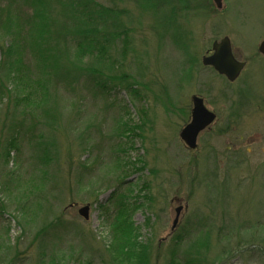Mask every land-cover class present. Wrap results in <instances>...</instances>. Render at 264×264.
Returning a JSON list of instances; mask_svg holds the SVG:
<instances>
[{
    "label": "rangeland",
    "instance_id": "obj_1",
    "mask_svg": "<svg viewBox=\"0 0 264 264\" xmlns=\"http://www.w3.org/2000/svg\"><path fill=\"white\" fill-rule=\"evenodd\" d=\"M95 1L122 10L120 22L131 30L127 53L118 55L120 41L112 42L110 55L121 67L105 70L106 78L96 81L108 85L110 76L127 77L141 99L135 100L131 90H102L95 80H80L77 72L69 85L53 78L52 117L59 121L37 129L53 136L57 157L50 167L36 165L33 132L25 128L18 136L21 152L0 160V246L11 247H0V264H52V258L61 264H110L108 226L115 205L107 202L115 192L142 196L143 183L150 185L152 205L135 210L131 220L139 242L151 246L148 264H167L174 240L181 237V258L204 238L208 264H264V56L258 52L264 0H221L220 8L214 0H168L154 12H142L136 0ZM0 5L7 6L6 15L28 10L22 0H0ZM107 26L106 33L119 31L111 21ZM224 37L234 59L245 63L232 83L202 65L212 43ZM9 41L0 39V48ZM192 96L201 98L215 118L189 149L179 133L190 120ZM18 106L15 99L0 101V139L8 126L22 121ZM122 120L142 122V137L132 138L129 147L119 136ZM139 156L152 174L127 167ZM83 161L87 170L77 191V166ZM10 170L20 179L5 176ZM87 205L89 219L84 220L78 210ZM55 218L59 223L49 229Z\"/></svg>",
    "mask_w": 264,
    "mask_h": 264
},
{
    "label": "trees",
    "instance_id": "obj_2",
    "mask_svg": "<svg viewBox=\"0 0 264 264\" xmlns=\"http://www.w3.org/2000/svg\"><path fill=\"white\" fill-rule=\"evenodd\" d=\"M136 1L142 12H154L167 5L168 0ZM22 2L28 9L27 12L15 11V15H11L10 12L7 15L4 14L7 6L0 5V39L6 37L10 39L5 43L6 45L0 48V101L5 98L8 102L15 99L16 104L21 108L22 115V121L8 126L6 134L2 135L0 139V160L5 158L7 162L11 153L18 155L21 152L18 136L27 128L33 132L31 135L34 139L32 142L35 153L33 160L36 161V165L40 164L41 168L42 166L50 167L57 157L56 147L51 139L53 136L46 137L37 128L41 125L43 127L52 126L59 121L57 117L56 119L52 117L54 107L51 105L53 94L49 90L51 81L54 78L55 81L60 82L61 86L69 85L67 83L70 81L71 73L77 72L76 75L80 80H95V84L99 87L101 84L96 81V77L98 79L106 78L103 74L105 70H116L117 65H120L119 68L121 67L119 61L110 55L113 47L112 42L120 41V47H116L118 55L127 53L131 46L129 38L131 30L124 27L123 22H120V17L124 14L122 10L115 11L95 0H22ZM20 16H23L21 20L18 19ZM107 21H111L119 31L113 33L107 31L108 33H106V28L109 27ZM115 31L117 30L115 29ZM186 49L187 46L184 44L185 53ZM25 55L29 56L28 61H25ZM191 66H193L192 62ZM31 67L33 68L31 69ZM73 77H75L74 74H72ZM108 79H111L113 83L110 81L112 84L101 85L99 88L107 89L110 92H114L115 89L124 92L131 90L134 99L140 101L141 96L137 93L138 90H135L127 82L129 78L126 77L124 80L118 76H110ZM7 82L11 84L12 88L6 85ZM23 101H27V103ZM138 112H140L139 117L145 115V110L142 107ZM42 119L45 123L42 122ZM122 121L120 124L123 126V130L119 131V136L128 140L129 147L132 138L140 139L142 137L139 128L142 122L132 124L131 120ZM44 128L46 129V127ZM85 162H80L77 166V169L80 167L76 175L77 191L81 188L79 184L83 183V176L85 177L84 173L87 170L84 167L86 166ZM127 167L139 172L147 170L151 173V170L147 169L146 160L141 156L137 157L134 162H128ZM41 173L43 176L47 175V171L42 170ZM5 176L11 179H16L18 176L20 179L17 170L7 171ZM121 181L122 178L119 180V184ZM4 183L3 192L7 189L6 186L9 182L5 181ZM116 189H120V187ZM150 190V185L143 183L139 190L143 193L142 196L137 194L133 196L130 190L127 191L128 195L115 192L113 196H110L107 203L112 202L115 205V219L111 220L108 226L112 236L108 253L114 257V259L110 257V264H148L151 246L139 242L138 230L134 227L131 217L135 210L149 209L148 205H152ZM139 200H143V203ZM17 212L19 219H22L23 211L19 209ZM50 213H53V208L50 209ZM59 221L58 218H55L54 223L49 224L51 226L49 229ZM20 224L24 227L25 220ZM44 225L41 230L45 229ZM22 226L20 227L23 233L25 230ZM205 236L207 237V235ZM203 239L197 240L188 247L183 252L182 258L178 256L177 248L179 244H182V237L174 240L175 249H171L167 264H180V260L182 264H208L207 249L209 245H207V241L203 242ZM0 247L5 250L11 248H6L4 242ZM16 259L14 258V260ZM51 262L52 264H61L60 260L55 261L53 258Z\"/></svg>",
    "mask_w": 264,
    "mask_h": 264
},
{
    "label": "water",
    "instance_id": "obj_3",
    "mask_svg": "<svg viewBox=\"0 0 264 264\" xmlns=\"http://www.w3.org/2000/svg\"><path fill=\"white\" fill-rule=\"evenodd\" d=\"M217 8L221 7V0H214ZM258 52L264 56V40L258 46ZM204 67L212 68L217 74L223 76L228 82H234L240 72L245 67V63L238 62L234 59L231 49V43L228 37L222 38L220 41H214L211 45V54L202 58ZM215 118V115L209 111L203 104V100L199 97H191V117L189 122L180 131L179 137L189 149L196 147L197 137L207 126H209ZM89 206L79 208L78 215L84 220L89 219ZM182 207L175 209V220L173 227L179 220Z\"/></svg>",
    "mask_w": 264,
    "mask_h": 264
}]
</instances>
